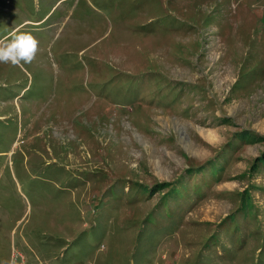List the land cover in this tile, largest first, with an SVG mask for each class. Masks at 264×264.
<instances>
[{
  "label": "rangeland",
  "instance_id": "rangeland-1",
  "mask_svg": "<svg viewBox=\"0 0 264 264\" xmlns=\"http://www.w3.org/2000/svg\"><path fill=\"white\" fill-rule=\"evenodd\" d=\"M13 30L0 264H264V0H0Z\"/></svg>",
  "mask_w": 264,
  "mask_h": 264
},
{
  "label": "clouds",
  "instance_id": "clouds-1",
  "mask_svg": "<svg viewBox=\"0 0 264 264\" xmlns=\"http://www.w3.org/2000/svg\"><path fill=\"white\" fill-rule=\"evenodd\" d=\"M39 42L30 33L13 30L0 39V63L22 66L30 64L36 57Z\"/></svg>",
  "mask_w": 264,
  "mask_h": 264
},
{
  "label": "trees",
  "instance_id": "trees-1",
  "mask_svg": "<svg viewBox=\"0 0 264 264\" xmlns=\"http://www.w3.org/2000/svg\"><path fill=\"white\" fill-rule=\"evenodd\" d=\"M263 137H260L259 140L261 141ZM255 161H262L264 162V151L258 156L255 158ZM160 189H163V188H168L169 185L168 183H163V184H160L159 185Z\"/></svg>",
  "mask_w": 264,
  "mask_h": 264
}]
</instances>
